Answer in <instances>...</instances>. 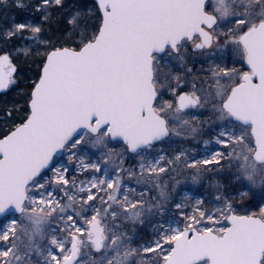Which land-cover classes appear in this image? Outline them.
<instances>
[{"label": "snow or ice", "instance_id": "snow-or-ice-1", "mask_svg": "<svg viewBox=\"0 0 264 264\" xmlns=\"http://www.w3.org/2000/svg\"><path fill=\"white\" fill-rule=\"evenodd\" d=\"M261 35L264 0H0V264H264Z\"/></svg>", "mask_w": 264, "mask_h": 264}, {"label": "water", "instance_id": "water-1", "mask_svg": "<svg viewBox=\"0 0 264 264\" xmlns=\"http://www.w3.org/2000/svg\"><path fill=\"white\" fill-rule=\"evenodd\" d=\"M183 15H185V13L183 12L176 13L174 15V18H182ZM251 42L255 50H258V48L262 49L263 54L259 59H254V61L258 66L264 67V35L255 37L254 39L251 40ZM241 103L250 112L255 111L261 105H264V101H262L258 96L252 93L245 94L242 97ZM257 240H258V236L254 232L245 231L241 234V241L245 245L256 243ZM206 254H207L206 250L202 247H191L187 250V257L190 264H194L197 258H201Z\"/></svg>", "mask_w": 264, "mask_h": 264}, {"label": "rangeland", "instance_id": "rangeland-1", "mask_svg": "<svg viewBox=\"0 0 264 264\" xmlns=\"http://www.w3.org/2000/svg\"><path fill=\"white\" fill-rule=\"evenodd\" d=\"M243 58H245V57H244V52H243V50H237L234 59H243ZM195 65H196L197 69H200L202 66L205 67V68L208 66L207 63H205V62L203 61V59H202V58H199V57L196 58ZM195 65H194V67H195ZM240 67H241V65H237V68H240ZM200 75L203 76L204 74H203V73H200ZM187 146H188V147L198 146L201 152L204 151V147H203L202 144H200V145H196L195 142H192V144H189V145H187ZM215 179H220L222 183H226V182H227L223 177H216V176H211V175L208 176V181H209V182H211L212 180H215ZM227 179H228V180H231L232 177L229 176ZM255 179H256L258 182L264 180V173H258V174H256V175H255ZM206 186H207V185L205 184L204 187H200V188H195V187H194V188H193V191H194V192H203V191H204V188H205ZM240 210H245V211H246V210H249V211H250L251 209H250V207H249L248 205H242L239 209H237V211H240ZM253 210H254V209H253ZM0 223H3V217L0 218Z\"/></svg>", "mask_w": 264, "mask_h": 264}, {"label": "flooded vegetation", "instance_id": "flooded-vegetation-1", "mask_svg": "<svg viewBox=\"0 0 264 264\" xmlns=\"http://www.w3.org/2000/svg\"><path fill=\"white\" fill-rule=\"evenodd\" d=\"M249 46L251 48L253 59H259L261 55L263 54L262 49L258 48V50H255V48L252 46V42L250 40Z\"/></svg>", "mask_w": 264, "mask_h": 264}, {"label": "trees", "instance_id": "trees-1", "mask_svg": "<svg viewBox=\"0 0 264 264\" xmlns=\"http://www.w3.org/2000/svg\"><path fill=\"white\" fill-rule=\"evenodd\" d=\"M14 11L18 12V14L21 15V16L25 15V13L22 12V11H20V10H14ZM195 68L197 69L196 65H195ZM238 212H239V213H244L245 210H240V211H238Z\"/></svg>", "mask_w": 264, "mask_h": 264}]
</instances>
